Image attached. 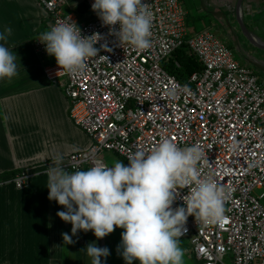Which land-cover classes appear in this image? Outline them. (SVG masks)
Returning <instances> with one entry per match:
<instances>
[{
  "label": "built area",
  "instance_id": "2783aa9c",
  "mask_svg": "<svg viewBox=\"0 0 264 264\" xmlns=\"http://www.w3.org/2000/svg\"><path fill=\"white\" fill-rule=\"evenodd\" d=\"M35 2L50 20L49 30L70 19L83 36L102 35L95 47L111 49H101L100 57L71 76L56 62L43 69L47 82H60L73 126L91 142L86 151L65 158L66 171L104 164L99 159L104 151L127 163L131 153L150 152L165 138L180 148L199 145L201 177L230 192L227 220L204 226L189 216L180 240L189 239L196 264H226V256L231 264H264V82L210 31L190 34L179 0H144L153 14L151 47L145 51L120 44L96 14L79 25L64 15V0ZM93 2L86 1L91 11ZM112 28L118 31L119 25ZM38 38L36 54L50 57ZM184 46L202 70L181 84L163 65ZM28 177L21 171L10 182L21 190ZM193 186L179 189L174 208L183 206ZM255 190L260 193L253 195Z\"/></svg>",
  "mask_w": 264,
  "mask_h": 264
},
{
  "label": "crops",
  "instance_id": "0c3cea01",
  "mask_svg": "<svg viewBox=\"0 0 264 264\" xmlns=\"http://www.w3.org/2000/svg\"><path fill=\"white\" fill-rule=\"evenodd\" d=\"M64 1V15L79 25L95 16L87 0ZM179 2L192 30L217 28L227 32L226 26H230L243 62L237 61L245 67L249 65L242 63H251L259 70L260 49L250 44L236 26L237 0ZM242 19L247 30L264 44V0H244ZM49 25L50 20L35 0H0V31L11 29L6 46L17 57L19 72L11 81H0V264H92L86 247L93 242L109 249L110 255L101 257V264H125L122 249H118L123 229L117 228L102 239H97L92 231L72 235V225L57 216L63 206L48 199L47 172L55 157H63L66 170L65 158L86 151L91 144L73 126L60 82L49 83L44 78L43 69L55 63V57H40L34 50L35 39L48 31ZM254 55L258 58H252ZM21 171L29 177L25 187L16 190L10 180ZM63 234L71 236L73 242L66 244ZM185 244L180 245L184 264H196Z\"/></svg>",
  "mask_w": 264,
  "mask_h": 264
},
{
  "label": "clouds",
  "instance_id": "9594fccd",
  "mask_svg": "<svg viewBox=\"0 0 264 264\" xmlns=\"http://www.w3.org/2000/svg\"><path fill=\"white\" fill-rule=\"evenodd\" d=\"M91 9L120 44L138 51L151 47L153 14L144 0H94ZM119 25L118 31L112 26ZM11 29L0 31V81H11L19 75L16 55L10 50ZM100 33L83 36L80 28L68 21H58L37 39L45 45L49 56L67 75L82 72L86 61L97 58L101 49L111 51ZM12 47H15L13 45ZM61 72V71H60ZM204 158L199 145L184 148L163 139L150 152L137 150L128 156L127 164L114 162L108 167L97 163L87 170L66 171L63 157L57 155L48 167V199L63 206L57 216L70 223L71 233L92 231L102 239L121 228L118 249L125 264H184L180 238L187 232L189 216L207 226L223 225L227 217V192L212 178H202L197 165ZM190 185L182 197L183 206L173 207L179 189ZM66 244L73 241L63 234ZM86 252L92 264L110 255L107 247L88 244Z\"/></svg>",
  "mask_w": 264,
  "mask_h": 264
},
{
  "label": "rangeland",
  "instance_id": "374dc122",
  "mask_svg": "<svg viewBox=\"0 0 264 264\" xmlns=\"http://www.w3.org/2000/svg\"><path fill=\"white\" fill-rule=\"evenodd\" d=\"M90 12L92 13V15L93 14H96L95 12L93 13L91 10H90ZM97 15V14H96ZM98 16V15H97ZM237 26V25H236ZM235 25H234V28L236 29V30H238L237 29V27H236ZM226 29H227V32H222V31H219V30H217V28H213V29H211L210 31H211V33L212 34H214L215 36H217L218 38H219V40H221L231 51H232V54L234 55V57L237 59V60H241L242 61V57H241V54H240V52H238L237 50H236V48L238 47V45H237V41L235 40V35H234V33H233V31H231V29H230V26H228V28H227V26H226ZM200 31H202V30H192V29H190L189 28V33L190 34H193V33H198V32H200ZM228 33V34H227ZM239 34H241L240 32H239ZM240 36H242V35H240ZM241 39H242V37H241ZM257 49V48H256ZM259 50V49H258ZM259 52V60H262V65L260 66V68H258L259 70H257V69H255L254 67H253V65H250V64H245V63H242V64H244V65H249V66H247V67H249L254 73H255V75L257 76V77H259L261 80H264V50H262V51H258ZM252 58H255V59H257L258 58V56H252ZM243 62V61H242ZM241 63V62H240ZM99 159L105 164V165H107V166H111V165H113L114 164V162H117V161H119V162H123V163H125V164H127L122 158H120L119 156H117V155H115L114 153H112V152H109V151H104V152H102L101 154H100V156H99ZM260 192L259 191H254L253 192V195H258ZM120 233H122V232H120ZM187 243H186V242ZM184 242V244H185V246H184V248L186 249H188L189 250V247H190V244H189V239H184L183 241H180V245L182 244ZM190 249H191V247H190ZM188 250H185V251H187V252H189ZM225 263L226 264H231V262H230V260H229V257L228 256H226L225 257Z\"/></svg>",
  "mask_w": 264,
  "mask_h": 264
},
{
  "label": "trees",
  "instance_id": "16d2710c",
  "mask_svg": "<svg viewBox=\"0 0 264 264\" xmlns=\"http://www.w3.org/2000/svg\"><path fill=\"white\" fill-rule=\"evenodd\" d=\"M175 63L178 64V67H176ZM163 67L181 84L186 83L188 77H190L192 74L202 70V67L197 59L194 56L190 55L188 49L185 46L177 50L172 55V58L163 65ZM14 175L15 174L13 173V176Z\"/></svg>",
  "mask_w": 264,
  "mask_h": 264
},
{
  "label": "water",
  "instance_id": "95a60500",
  "mask_svg": "<svg viewBox=\"0 0 264 264\" xmlns=\"http://www.w3.org/2000/svg\"><path fill=\"white\" fill-rule=\"evenodd\" d=\"M244 0H237L235 5V21L236 24L241 31L242 35L246 38V40L252 44L254 47L260 50H264V44L259 41L255 36H253L246 28L243 19H242V3Z\"/></svg>",
  "mask_w": 264,
  "mask_h": 264
}]
</instances>
